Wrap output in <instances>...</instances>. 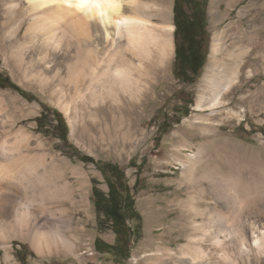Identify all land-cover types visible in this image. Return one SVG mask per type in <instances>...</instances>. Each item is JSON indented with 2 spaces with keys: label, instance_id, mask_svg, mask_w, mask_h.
I'll list each match as a JSON object with an SVG mask.
<instances>
[{
  "label": "bare ground",
  "instance_id": "bare-ground-1",
  "mask_svg": "<svg viewBox=\"0 0 264 264\" xmlns=\"http://www.w3.org/2000/svg\"><path fill=\"white\" fill-rule=\"evenodd\" d=\"M171 10V0L99 5L96 0H0V55L26 81L55 97L66 115L72 108L88 110L89 115L81 111L82 118L70 119L73 135L87 118L94 125L104 122L99 113L107 108L114 121L104 122L107 132L116 134L128 123L125 113L145 105L167 71L175 51ZM230 26L234 32L216 35L212 51L215 63L223 42L232 37L228 62H216L213 77L206 78L216 99L238 81L248 50L240 26ZM252 41L263 44V33ZM21 110L16 96L0 90V264H13L16 240L29 242L39 258L76 256L80 238L74 218L64 217L66 207L50 206L71 196L69 184L53 182L56 164L38 152L41 142L17 128ZM115 113L122 117L119 124ZM219 146L227 154L217 161L201 149L181 162L191 185L189 198L179 202L188 241L177 249L165 247L163 264H257L264 255V163ZM54 212L61 220L55 222Z\"/></svg>",
  "mask_w": 264,
  "mask_h": 264
},
{
  "label": "rangeland",
  "instance_id": "rangeland-1",
  "mask_svg": "<svg viewBox=\"0 0 264 264\" xmlns=\"http://www.w3.org/2000/svg\"><path fill=\"white\" fill-rule=\"evenodd\" d=\"M176 1L171 0L174 26ZM197 1L206 9V62L201 75L193 83L175 77L176 47L180 41L175 26V51L166 73L148 93L145 105L132 107V113H125L124 120L128 123L116 134L107 132L106 127L114 122L113 113L107 108L99 113L107 126L104 122L94 125L86 117V124L81 122L73 135L70 119L76 115L82 118L81 111L87 114L88 110L72 108L71 114L66 115L55 97L26 81L14 65L0 55L3 78H0V90L16 96L23 108L18 113L17 128H24L34 140L41 142L43 149L38 152L48 153L49 160L56 164L53 182L65 181L70 187L68 199L61 203L50 201V206L66 207L64 217L74 218L80 238L76 256L50 258H39L29 242L16 240L13 264H163L165 247L177 249L188 241L187 230L180 225L179 202L189 198L191 185L184 178L182 163L201 149H207L211 160L217 161L219 156L223 158L227 154L219 145L240 150L243 156H254L264 163V56L259 54L264 50V42L252 41L259 32L264 38V0H235L231 4L229 0ZM255 2L256 8L249 9ZM181 6L191 13L192 5L181 2ZM230 24L240 26L248 50L239 68L238 81L219 100L214 96L216 91L206 84V78L213 77L217 63L228 62L226 49L232 37L226 38L222 50L214 56L217 63L213 62L212 51L216 35L222 36L228 30L234 32L235 27ZM202 101L205 106L198 108ZM30 111L34 114L27 115ZM77 111L79 114H75ZM116 117L119 124L122 117L119 113ZM129 123L130 127L133 125L131 132ZM66 132L67 140L60 139ZM83 155L93 158L95 163L84 162ZM106 164L118 165L125 171L126 183L140 215L139 220L128 221L132 239L126 260L121 257L125 253L121 246L117 255L101 253L96 248L97 240L101 241L103 249L107 248L105 244H116L110 223L94 205L96 190L109 192L99 167ZM54 213L56 222L61 215ZM63 224H60L62 230L67 231ZM257 264H264V255H260Z\"/></svg>",
  "mask_w": 264,
  "mask_h": 264
},
{
  "label": "trees",
  "instance_id": "trees-1",
  "mask_svg": "<svg viewBox=\"0 0 264 264\" xmlns=\"http://www.w3.org/2000/svg\"><path fill=\"white\" fill-rule=\"evenodd\" d=\"M181 2L192 5L191 13H187L181 6ZM206 9L202 8L197 0H177L175 7L176 34L180 38L176 47V61L174 75L178 80L185 83H193L200 75L206 62ZM61 118V117H60ZM62 125V122H59ZM67 140V132L60 136ZM81 159L87 163H95L89 156L83 155ZM109 187L107 194L100 190L94 192V205L97 212L104 216L111 230L116 235V244L107 248H101V241L97 240L96 248L101 253H116L119 246L124 248L122 259L130 256V242L132 230L128 221L139 220L135 201L131 190L125 180V171L118 165L106 164L100 166Z\"/></svg>",
  "mask_w": 264,
  "mask_h": 264
},
{
  "label": "snow or ice",
  "instance_id": "snow-or-ice-1",
  "mask_svg": "<svg viewBox=\"0 0 264 264\" xmlns=\"http://www.w3.org/2000/svg\"><path fill=\"white\" fill-rule=\"evenodd\" d=\"M105 2H109V0H96V3L99 5V4H102V3H105Z\"/></svg>",
  "mask_w": 264,
  "mask_h": 264
},
{
  "label": "flooded vegetation",
  "instance_id": "flooded-vegetation-1",
  "mask_svg": "<svg viewBox=\"0 0 264 264\" xmlns=\"http://www.w3.org/2000/svg\"><path fill=\"white\" fill-rule=\"evenodd\" d=\"M1 79H3L1 76H0Z\"/></svg>",
  "mask_w": 264,
  "mask_h": 264
}]
</instances>
